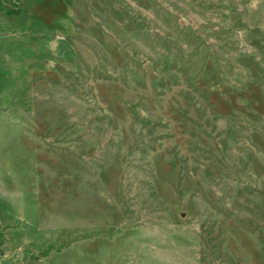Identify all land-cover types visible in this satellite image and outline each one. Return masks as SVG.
I'll return each mask as SVG.
<instances>
[{
    "label": "rangeland",
    "instance_id": "obj_1",
    "mask_svg": "<svg viewBox=\"0 0 264 264\" xmlns=\"http://www.w3.org/2000/svg\"><path fill=\"white\" fill-rule=\"evenodd\" d=\"M0 34L36 50L0 264H264V0H0Z\"/></svg>",
    "mask_w": 264,
    "mask_h": 264
},
{
    "label": "crops",
    "instance_id": "obj_2",
    "mask_svg": "<svg viewBox=\"0 0 264 264\" xmlns=\"http://www.w3.org/2000/svg\"><path fill=\"white\" fill-rule=\"evenodd\" d=\"M31 28L32 25L25 22L23 27L19 30L30 33L32 31ZM9 39L8 42L5 41L4 35L0 34V110L12 102L15 92H20L19 88L17 91H9L8 95H6V93H4V86L28 85L30 71L35 70L36 50L34 48L31 49L29 45H23L21 47L20 43H18L19 45H14L13 40L11 38ZM23 39L24 38L21 37V40ZM17 70L19 74L15 77L14 71Z\"/></svg>",
    "mask_w": 264,
    "mask_h": 264
}]
</instances>
